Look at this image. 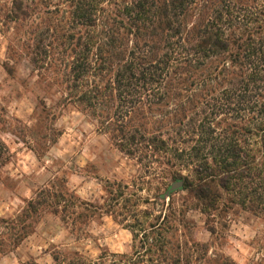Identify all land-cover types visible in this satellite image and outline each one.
<instances>
[{"label": "rangeland", "instance_id": "1", "mask_svg": "<svg viewBox=\"0 0 264 264\" xmlns=\"http://www.w3.org/2000/svg\"><path fill=\"white\" fill-rule=\"evenodd\" d=\"M77 1L0 0V264H264V207L241 205L236 190L218 185L206 213L187 191L167 193L178 180L198 184L187 156L198 122L209 117L218 133L226 118L211 117L203 102L219 97L237 68L215 57L181 83L166 81L167 99L143 109L134 124L176 142L178 152L156 151L145 168L115 147L111 124L100 127L69 99L72 44L108 22L77 26ZM94 1L113 20L114 4L129 0ZM239 1L255 8L263 0ZM195 4L180 19L182 29L198 24L205 3ZM131 40L124 35L126 46Z\"/></svg>", "mask_w": 264, "mask_h": 264}, {"label": "trees", "instance_id": "2", "mask_svg": "<svg viewBox=\"0 0 264 264\" xmlns=\"http://www.w3.org/2000/svg\"><path fill=\"white\" fill-rule=\"evenodd\" d=\"M197 1L115 3L118 14L110 20L107 11L97 9L98 2L78 0L77 26L95 29L97 22H108L98 35L83 34L72 44L69 99L98 118L100 127L111 124L109 133L115 147L148 168L156 151L178 152L176 142L170 146L146 136L145 130L134 124L135 119L142 116L143 109L149 111L167 99L164 85L169 78L181 83V75L191 77L210 59L227 57L238 70L237 78L228 82L219 97L203 102L211 117H226L221 121L224 127L217 133L210 127L209 117L198 122V138L187 154L191 164L197 165L198 184L186 179L177 182L182 183L179 190L201 203L204 213L218 200L213 191L217 185L226 191L236 190L241 205L256 204L251 209L260 210L264 207V0L255 8L240 6V1L227 0L216 6L210 0H200L210 3L209 7L203 6L197 25L182 29L180 19ZM206 9L209 12L202 14ZM124 35L132 38L130 47L124 44ZM153 38L159 39V46L153 44ZM206 81L199 86L206 87ZM252 138L256 150L249 145ZM158 228L150 226V234ZM147 236L143 231L142 239ZM156 252L160 250L156 248Z\"/></svg>", "mask_w": 264, "mask_h": 264}, {"label": "water", "instance_id": "3", "mask_svg": "<svg viewBox=\"0 0 264 264\" xmlns=\"http://www.w3.org/2000/svg\"><path fill=\"white\" fill-rule=\"evenodd\" d=\"M182 183L181 182H175L174 184H172L168 190V194H170L171 192H175L179 189H181Z\"/></svg>", "mask_w": 264, "mask_h": 264}]
</instances>
